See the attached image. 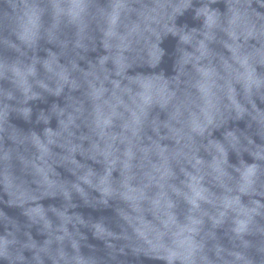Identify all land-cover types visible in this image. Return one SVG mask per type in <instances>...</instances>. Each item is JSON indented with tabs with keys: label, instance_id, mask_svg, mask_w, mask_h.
Segmentation results:
<instances>
[{
	"label": "clouds",
	"instance_id": "obj_1",
	"mask_svg": "<svg viewBox=\"0 0 264 264\" xmlns=\"http://www.w3.org/2000/svg\"><path fill=\"white\" fill-rule=\"evenodd\" d=\"M147 261L264 264V0H0V264Z\"/></svg>",
	"mask_w": 264,
	"mask_h": 264
},
{
	"label": "water",
	"instance_id": "obj_2",
	"mask_svg": "<svg viewBox=\"0 0 264 264\" xmlns=\"http://www.w3.org/2000/svg\"><path fill=\"white\" fill-rule=\"evenodd\" d=\"M17 124H19L21 127L27 128L28 125L24 124L23 121H16ZM45 203H48L47 201ZM7 211L11 214V215H18L17 210L15 209H7ZM83 211L87 212V209H83ZM145 264H153V262L147 261L145 262Z\"/></svg>",
	"mask_w": 264,
	"mask_h": 264
}]
</instances>
